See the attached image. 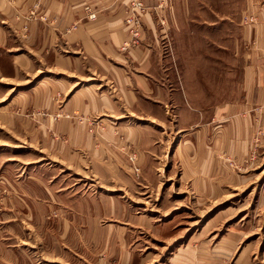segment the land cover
Listing matches in <instances>:
<instances>
[{"label":"crops","instance_id":"crops-1","mask_svg":"<svg viewBox=\"0 0 264 264\" xmlns=\"http://www.w3.org/2000/svg\"><path fill=\"white\" fill-rule=\"evenodd\" d=\"M143 1L140 43L124 49L132 38L125 25L130 0H0V81L24 71L38 77L31 102L47 117L31 138L53 158L46 179L31 176L41 190L23 208L40 220L51 211L59 215L44 232L68 241L75 259L65 264H135L136 233L152 225L131 204L136 175L128 156L136 155L143 184H158L151 160L158 132L187 138L210 120L209 112L211 119L231 121L235 70L241 74L238 105L264 100V0ZM86 5L98 12L95 20L87 18ZM244 16L255 23H244ZM185 37L216 52L200 57L198 48L179 45ZM7 59L10 73L2 68ZM61 112L98 118L101 125L89 132L88 122L54 119ZM229 128L221 144L213 138L209 154L228 146ZM56 165L76 170L88 187L50 175Z\"/></svg>","mask_w":264,"mask_h":264},{"label":"rangeland","instance_id":"rangeland-1","mask_svg":"<svg viewBox=\"0 0 264 264\" xmlns=\"http://www.w3.org/2000/svg\"><path fill=\"white\" fill-rule=\"evenodd\" d=\"M86 7L89 5L84 8L89 19L90 10ZM35 13L31 9L29 17ZM141 27L142 22L138 43L126 49L139 45ZM183 40L179 45L198 48L200 57H212L216 52L206 41L190 37ZM2 68L10 73L9 59ZM223 74L229 77L227 71ZM43 75L48 80V74L39 76ZM230 76L234 104L231 121L211 119L209 112L210 120L200 124L187 138L184 133L175 137L158 132L155 156L151 157L157 167L153 169V177L158 184H143L140 179L144 177L143 171L136 164V155L128 156L132 175H136L132 189L136 194L130 195L131 204L152 225L136 233L135 264H264V100L238 105L241 74L235 70ZM37 79L33 71H24L18 78L0 81L3 98L0 99V264H65L75 259L66 238L61 239L62 234L44 232L52 221L59 219L56 212L51 211L40 220L23 208L30 204L32 194L41 190L31 176L46 179L47 166L53 160L47 151L40 152L31 138L33 129L47 117V110H38L31 102ZM225 91L226 88H221L215 99H223ZM210 92L201 94L207 97ZM241 97L243 101L245 98ZM205 103L198 106L206 108ZM215 111L218 114V109ZM61 117L88 122L89 132H94V126L101 123L98 118L87 120L79 113L68 116L61 112L54 119ZM228 125L231 134L228 146H215L209 154L213 138L221 144L220 138ZM53 171L52 176L60 175L77 181L82 188L88 187L87 180H79L83 176L74 169L56 165L50 175ZM17 203L19 211H15Z\"/></svg>","mask_w":264,"mask_h":264},{"label":"built area","instance_id":"built-area-1","mask_svg":"<svg viewBox=\"0 0 264 264\" xmlns=\"http://www.w3.org/2000/svg\"><path fill=\"white\" fill-rule=\"evenodd\" d=\"M86 10L89 11V19L95 20L98 16V13L94 11L93 7L89 6L86 7ZM146 11V6L143 0H130L128 12L129 16L125 20V25L131 30L132 41L129 43H125L123 45L124 49L128 48L129 46H134L138 43L136 40L139 37V31L141 26V16ZM244 23H255L256 19L253 16H244L243 18ZM135 38V39H134Z\"/></svg>","mask_w":264,"mask_h":264}]
</instances>
